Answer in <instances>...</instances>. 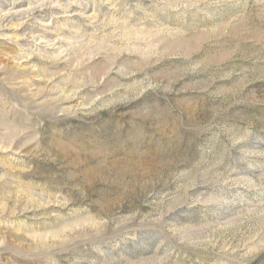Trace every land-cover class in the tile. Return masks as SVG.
Listing matches in <instances>:
<instances>
[{
  "label": "rangeland",
  "instance_id": "obj_1",
  "mask_svg": "<svg viewBox=\"0 0 264 264\" xmlns=\"http://www.w3.org/2000/svg\"><path fill=\"white\" fill-rule=\"evenodd\" d=\"M0 264H264V0H0Z\"/></svg>",
  "mask_w": 264,
  "mask_h": 264
}]
</instances>
